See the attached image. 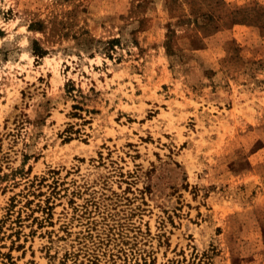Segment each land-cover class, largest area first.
Wrapping results in <instances>:
<instances>
[{
	"label": "rangeland",
	"instance_id": "1",
	"mask_svg": "<svg viewBox=\"0 0 264 264\" xmlns=\"http://www.w3.org/2000/svg\"><path fill=\"white\" fill-rule=\"evenodd\" d=\"M263 34L264 0H0V264H264Z\"/></svg>",
	"mask_w": 264,
	"mask_h": 264
},
{
	"label": "crops",
	"instance_id": "2",
	"mask_svg": "<svg viewBox=\"0 0 264 264\" xmlns=\"http://www.w3.org/2000/svg\"><path fill=\"white\" fill-rule=\"evenodd\" d=\"M248 29H250V28H249L248 24H246L245 22H238L232 28L233 34L237 35L239 38H240V36H243V35H249ZM263 37H264V34H263Z\"/></svg>",
	"mask_w": 264,
	"mask_h": 264
}]
</instances>
